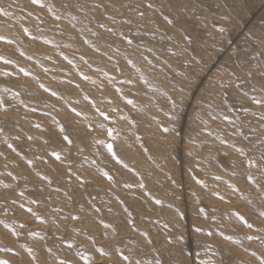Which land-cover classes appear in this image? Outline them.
I'll return each instance as SVG.
<instances>
[{"label":"rangeland","instance_id":"obj_1","mask_svg":"<svg viewBox=\"0 0 264 264\" xmlns=\"http://www.w3.org/2000/svg\"><path fill=\"white\" fill-rule=\"evenodd\" d=\"M0 264H264V0H0Z\"/></svg>","mask_w":264,"mask_h":264},{"label":"snow or ice","instance_id":"obj_2","mask_svg":"<svg viewBox=\"0 0 264 264\" xmlns=\"http://www.w3.org/2000/svg\"><path fill=\"white\" fill-rule=\"evenodd\" d=\"M109 150H111V145H109Z\"/></svg>","mask_w":264,"mask_h":264}]
</instances>
